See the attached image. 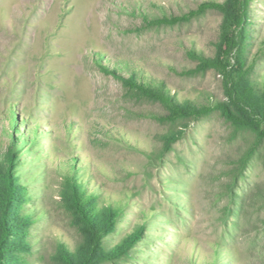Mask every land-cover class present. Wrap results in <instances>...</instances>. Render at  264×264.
Instances as JSON below:
<instances>
[{
	"label": "rangeland",
	"instance_id": "374dc122",
	"mask_svg": "<svg viewBox=\"0 0 264 264\" xmlns=\"http://www.w3.org/2000/svg\"><path fill=\"white\" fill-rule=\"evenodd\" d=\"M226 1L0 0V158L26 151L32 264L83 245L74 180L123 213L108 243L160 225L124 264H264V137L225 113L240 29ZM250 1L264 86V0Z\"/></svg>",
	"mask_w": 264,
	"mask_h": 264
},
{
	"label": "trees",
	"instance_id": "16d2710c",
	"mask_svg": "<svg viewBox=\"0 0 264 264\" xmlns=\"http://www.w3.org/2000/svg\"><path fill=\"white\" fill-rule=\"evenodd\" d=\"M251 4L250 0H227L223 4L225 26L236 22L240 28L238 58L234 65V78L229 92L233 99L231 104L236 105L237 112L232 111L228 105L225 113L227 112V117L236 124L242 122V125L245 123L256 128L255 132L263 139L264 128L259 131L256 122L264 125V86L254 79L253 67L248 64L247 55L254 38L252 32L255 30L249 14ZM217 52L218 59L213 60L215 63L224 59L222 44L218 45ZM189 55L199 62L200 68L212 64L209 62L211 59L196 49H192ZM129 79L131 83L137 84L136 76ZM141 88L154 90L150 85L143 83ZM185 109L189 111L191 106L187 104ZM25 152L21 149L9 150L2 159L0 158V264H32L34 250L30 238L34 216L26 211L30 195L20 174ZM27 152L29 153L28 150ZM67 186L63 196L78 215L85 240L75 252L60 248L52 257L53 264H124L132 261L133 257H139L141 250L138 248H141L146 236L158 235L151 231L157 230L156 226L160 225L145 221L138 228L125 234L117 243H108V236L114 235L122 218L121 210L112 208L107 211L100 210L96 198L90 199L88 192L75 180Z\"/></svg>",
	"mask_w": 264,
	"mask_h": 264
}]
</instances>
